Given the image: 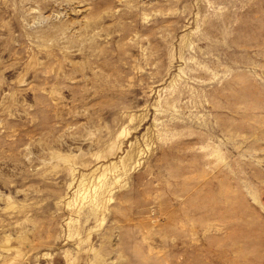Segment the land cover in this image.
<instances>
[{
  "label": "rangeland",
  "instance_id": "1",
  "mask_svg": "<svg viewBox=\"0 0 264 264\" xmlns=\"http://www.w3.org/2000/svg\"><path fill=\"white\" fill-rule=\"evenodd\" d=\"M0 264H264V0H0Z\"/></svg>",
  "mask_w": 264,
  "mask_h": 264
},
{
  "label": "bare ground",
  "instance_id": "2",
  "mask_svg": "<svg viewBox=\"0 0 264 264\" xmlns=\"http://www.w3.org/2000/svg\"><path fill=\"white\" fill-rule=\"evenodd\" d=\"M260 97H262V96H260Z\"/></svg>",
  "mask_w": 264,
  "mask_h": 264
}]
</instances>
